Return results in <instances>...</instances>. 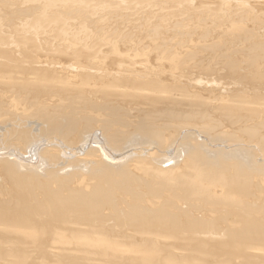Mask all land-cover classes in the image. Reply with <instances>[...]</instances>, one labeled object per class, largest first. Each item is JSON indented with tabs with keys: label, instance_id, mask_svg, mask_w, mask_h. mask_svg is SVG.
Segmentation results:
<instances>
[{
	"label": "bare ground",
	"instance_id": "obj_1",
	"mask_svg": "<svg viewBox=\"0 0 264 264\" xmlns=\"http://www.w3.org/2000/svg\"><path fill=\"white\" fill-rule=\"evenodd\" d=\"M203 1L229 5L240 2ZM255 1L261 3V0ZM181 2L177 4L181 5ZM8 3L1 2L0 5L7 8ZM19 3L15 6L20 7ZM239 5L243 6L239 7L240 10L250 7L242 2L237 7ZM35 6L34 10L32 6L25 7L29 13L28 10L22 12L33 17L38 11ZM72 9L75 10L72 7L70 11ZM54 10L49 11L55 13ZM178 10L176 14L182 9ZM76 11L70 13L73 18L83 14L81 10ZM243 11L244 15L248 13L247 8V12ZM16 12V17L13 14L15 24L10 20L7 25L13 24L11 30L19 24L16 20L21 15ZM59 12L56 14L61 15L62 11ZM68 13L64 18L70 16ZM244 15L240 16L241 19ZM23 18L20 22L25 20ZM78 20L84 21L82 18ZM152 32L155 34L157 30ZM167 41L161 42L163 47L159 44L161 49L166 44L172 46L169 39ZM172 41L171 44L176 42ZM217 42L208 44V49L213 51L219 46ZM194 43H191L193 47ZM202 43L201 40L199 44ZM198 45L196 49H199ZM253 48V62L264 61V46ZM16 49L0 51V264H23L25 259L34 256L54 259L55 264H264L263 255L256 259L247 251L256 250L254 254L264 252V166H251L246 160L252 155L234 156L233 152L226 151L230 148L214 153L205 151L200 141L189 137L184 139L180 161L174 159L172 165L165 167L163 165L171 159L154 148H164L181 130H191L216 143H221L222 137L229 140L224 144L260 141L254 146L259 153L258 148L264 144V113L262 104L258 103L259 96L250 98L242 89H231L233 84L226 82L212 89L200 80L186 78L188 75L185 74H180L186 78L185 83L179 76L171 75L167 81L170 86L156 81L139 86H134V81L130 80L121 84L117 81L131 78L123 76L121 71L115 75L116 69L123 66L114 59L106 62L91 59L90 63L110 67L108 70L99 68L102 72L99 70L96 77L93 70L84 76L70 73L79 67L70 61L75 58L86 62L96 55L92 50H79L69 55L60 53L63 56L59 57L66 59L67 64L49 58L58 57L52 53L23 51V47L18 53L29 52L31 55L19 59L20 53L17 56ZM171 50L170 55L177 57ZM212 54L216 57L215 51ZM224 55L217 59L225 64L235 63L234 58ZM182 57L179 59L187 63L195 59L192 54ZM105 58L102 55L96 59ZM127 71L136 73L133 69ZM5 126L8 129L2 128ZM29 127H33L38 136L29 133ZM224 127L227 129L220 132ZM240 136L242 140L238 139ZM134 138L141 148L134 155L135 159H129L124 157L127 153L122 154L123 146ZM41 141L48 144L42 151L39 148ZM91 144H96L97 148H91ZM57 145L75 146L73 149L81 159L75 160L72 167L63 166L58 170H47L42 166L34 170L21 160L31 158L33 154L34 160L38 152L41 151V157L46 149ZM57 151L58 154L49 150L53 163L58 155L64 156L61 148ZM11 157L14 160H10ZM157 244L170 246L163 249ZM171 244L179 247L173 250H181L184 255H181L183 252L173 255L170 250L169 254L167 249Z\"/></svg>",
	"mask_w": 264,
	"mask_h": 264
},
{
	"label": "rangeland",
	"instance_id": "obj_2",
	"mask_svg": "<svg viewBox=\"0 0 264 264\" xmlns=\"http://www.w3.org/2000/svg\"><path fill=\"white\" fill-rule=\"evenodd\" d=\"M11 1L13 2L10 3V0H5V1L0 0V3L2 2L3 4H5L4 2H6V4L7 2H9L8 3L9 7L7 6L8 9L5 6L6 4L0 5L1 7L0 9V16H1L0 17L1 18L0 19L1 20L0 21V33H1L0 34V51L1 49L2 50L5 49V51L10 50V49L14 50L16 49L15 47H17V49H19V50L16 49L17 56L20 53V55L18 56L19 59H22V57L24 59L25 56H29L31 54L29 52H23V53L19 52L18 53V51L21 50L20 47L21 48L23 47V51L27 50L30 52H38V53L41 52L42 54L52 53L53 55H56L58 57L48 56L49 58H52L53 60L62 61L63 63L68 64V62H66L67 61L66 59L59 57V56H63L60 53L69 55V54L77 53L79 50H83L84 52H90L92 50L93 54L96 53V55L91 56L88 59V61L80 62L78 59H75V58H73L74 61H70L71 63H76L79 65V67L75 68L74 71L69 70L70 73L75 74V75L84 76L86 74H91L94 71V74L96 75L94 74L92 75L96 77L97 72H99L101 68L108 70L110 67L108 66V64L104 66L103 64H99V63H90L91 59L92 61L94 60L97 62H106L109 59H114L117 62H120L121 65L123 66L120 69H116L115 75H119L120 74L119 72L121 71L123 72L122 74L123 76H126L132 79L131 80V79L124 78V79H120L119 81H117L118 83H121V84L129 83V80H130L132 82L134 81L133 82L135 83L134 86H139V85L147 84L148 82L156 81L155 83L157 84L170 86L167 83V81L169 80L168 78L171 77V75L179 76V79L182 83H185L186 78L192 79L193 81L197 79L196 82L200 80L202 83L209 85V87H211L212 89L214 87H217L218 85L222 86L223 83L226 82L229 84H233L230 87L231 89L233 88L236 90L242 89L244 91L243 94L250 98L254 96H259L260 99L258 100L260 101L258 103L262 104L261 110L264 113V92H263L264 89L262 91V88H264V61L255 63L252 60L253 57L255 56H251V53L253 52L252 49H254L253 46L254 47L256 45L264 46V0L263 1L261 0V3H258L255 0L253 1L252 0H242V1L239 0L240 1L239 3H235V4L232 3V5L230 3L231 6L227 3L225 4H227L228 6L227 5L224 6L225 5L224 3L216 4V3L205 2L203 0H197V2L196 0L195 1L194 0H187V1L184 0L183 2H181L182 0H180L179 2H177L178 0L177 1L174 0L176 1V3L175 2L172 3L171 1L173 0H171L170 1L171 3L170 2L167 3L168 2L167 1L166 2L167 4L164 3V1L166 0H164L163 3L161 0H156L157 2L155 3H154L155 0H121V1L111 0V3L109 4H108V2H110L109 0L108 1L99 0V3H98V0H90V1L88 0V2L85 0L84 1L82 0H60V1L59 0H41V1L40 0H21V2L20 0H11ZM14 1H17V3L20 2L18 4V6L20 7L15 6V4L17 3ZM257 1H260V0H257ZM40 2L41 4H39ZM96 2L98 4H96ZM180 2H181V5L177 4ZM241 2L242 4H245V3L250 4L251 10H250V7H247V6L244 8L245 11H246V8L248 10V13L247 14L245 13L246 15H244L243 13L244 9L243 10L239 9V7L243 8V6L241 7L239 5L237 7V5L240 4ZM196 3L198 4V6ZM254 4H260V6H257V5L254 6ZM33 5L37 6V7L35 6L36 7L35 9H37L38 11L40 10L38 14H37L38 11L37 12L33 11L35 13V14L33 13L35 16L33 15L32 17V14H28L29 15L28 17L26 12L25 13L22 12V10L27 11L28 9L26 8H28V6H32V9H33ZM38 5L39 7L41 6L40 7L41 9L38 7ZM194 5L196 7H194ZM221 5H223V7ZM234 5H235L234 9H232L231 11V8H233ZM64 6L67 7L66 10L63 9ZM157 6L159 7L157 8ZM70 7L71 8L74 7L75 10L73 11L72 9V11H70L71 10ZM79 7H81V9ZM225 7H228L227 8L228 10H226ZM5 8L7 9L6 13H5L6 11ZM136 8H139V9L137 10ZM140 8L142 9L140 10ZM223 8L225 9V11L230 10L229 13L222 11ZM178 9L179 10L182 9L181 10L182 13L179 12L178 14H176L177 13L176 11ZM49 10L50 11L52 10V12L54 10L55 13H52ZM76 10H81L83 12L82 15L84 16H82L81 14H78L79 16L77 15V17H75L74 15V18H73L72 14L70 15V13L78 12ZM252 10H255V11H252ZM10 11L12 12L11 17H10V13H11ZM16 11H19L18 15H21V16H17L19 21L16 20V24L17 23L19 24L15 25L11 30L10 27H12L13 24H15L13 20L17 15ZM59 11H62L61 15L63 12H64L63 14L67 15L66 12L68 13L70 11L68 13V15H70L69 16L70 18L68 16H66V18L68 17L69 19L64 18L65 15L64 17H62L63 15L61 16L59 14L60 13ZM116 11H118L119 14L116 13ZM184 11L185 13H183ZM27 12L29 13V10ZM56 12H59V13L56 14ZM84 12H86V15L84 14ZM111 12L114 14H111ZM237 12L239 13V15L237 14ZM30 13H32V11H30ZM144 13L145 14L148 13L146 14L147 16ZM166 13L168 14L166 16H163L165 17L163 18L162 15ZM169 13H171V15H169ZM13 14L15 15V17ZM241 14L244 15L243 19H241L240 17L242 16ZM24 15H26L27 17H24ZM124 15H130V16L132 15V16L126 17ZM149 15H150V18H149ZM197 15L199 16L197 17ZM136 16L138 17V21L136 20L137 19ZM5 17L7 19L8 18H11V19H8L9 20L8 21L5 19ZM20 17L22 18L24 17L23 19L25 20H23V22L22 21L20 22V20L22 19V18L20 19ZM135 17L136 19H134ZM28 18H29V21H28ZM75 18L77 20L82 18L84 19V21L82 22V20L81 21L78 20L79 22H77ZM142 18L144 21L142 20ZM245 18L251 21H248L247 19L246 21H244ZM3 19H5L6 21ZM2 20L4 21V23H2L3 22ZM10 20H12L13 24L10 25L9 27L7 25L9 24ZM223 20H224V23L222 22ZM238 20H241L243 24H241L240 21L238 23L237 22ZM236 23L238 25L240 24L239 25L240 27L235 25ZM3 24L5 25L3 26ZM227 25H229L230 27H228ZM242 25L244 28H241ZM245 25H247L246 28H245ZM50 26L51 27L53 26L54 28L53 27L51 28ZM71 26L74 29L70 28ZM157 26H158V29L160 27L159 31L158 29H156ZM247 27L248 28L250 27L249 30H245L247 29ZM72 29L73 31H71ZM75 29H78V30L75 31ZM242 29H244V31ZM24 30L28 34L25 33ZM48 30L52 32V33L50 32L51 35L50 33H48ZM154 30H157L155 34L154 32H152ZM183 33L186 35H184ZM187 35L189 38L186 37ZM79 37L81 39L83 37L82 40H84V42H82L81 39L79 41ZM187 38L189 39V43H188ZM168 39L170 41L169 45H172V46H168V44H166L164 45L165 47L161 49L160 46L163 45L161 44V42L167 43ZM172 39L173 41L177 42V45H175L176 42H174L175 44L174 43L171 44ZM66 40L69 43L65 42ZM186 40H187V43H186ZM191 40L192 41L194 40V41L192 42ZM201 40L204 46H202V44H199ZM63 41H64V44L65 43L67 44V45L65 44L66 46H64ZM194 42L200 45L199 46L197 44L199 46V49H196L197 45H195ZM215 42H217L216 44L219 43V46L215 47V49L213 50L216 53V57H215V54H212L213 51H210L208 49V46H209L208 44H211V43L215 44ZM39 43L43 44L44 46L42 47L41 44ZM86 43L87 44L89 43V45L87 46ZM191 43H194V47ZM60 44L62 46H60ZM159 44L161 45L159 46ZM180 44L181 46L183 44V46L177 47ZM188 44L190 46H188ZM41 47L44 49H42ZM171 47H174L172 48L173 52L175 51L174 54H176V56L178 55L181 58H184L182 57L183 55L184 56L185 55L188 56L189 54L194 55L195 56L194 61L192 63H187V62L180 60L178 56L175 57V56L170 55L169 52L171 50ZM175 47H177L179 50ZM47 48H49V50ZM165 48L170 49L169 52L165 51L166 50ZM100 50L101 51L103 50L102 53ZM162 50H164L167 53H165ZM183 50L186 51L185 52L186 54L185 53L182 54L184 52ZM190 50L191 51L193 50V52L191 53ZM224 54H226L230 59L234 58L232 60H234L235 63H233V65L225 64L217 59V57L223 58L225 56ZM102 55H105L106 58L100 59V60L96 59L97 57L99 58ZM252 55H255V53H252ZM250 59L252 60L251 63L249 62ZM116 61H113V63H116ZM68 67L74 68L72 66H68ZM131 69H133L134 72L136 73H131L127 71ZM65 71H68L67 67H65ZM90 71L92 72L90 73ZM100 71L102 72V70ZM180 74H185L188 76H186V78H183L180 76ZM214 80L215 82L218 81L217 83L219 84H216ZM219 80L220 81L222 80L223 82L221 83ZM123 101L125 103L128 102V100H123ZM262 121L264 122V115H262ZM23 127H26V125H23ZM2 128L8 129L7 126L2 127ZM226 129L227 128L224 127L223 129L220 130V132ZM27 130L31 134H35L37 136L39 134L38 132L35 133L36 130L33 127H29V129ZM189 137L195 139L196 141L197 140L200 141L202 143V148L205 151L214 153L215 151H222L223 148H230L229 150H226V151L233 152L234 156H240V157L245 156L246 157L248 155H252L253 157L246 160V161H249V164L251 166H259V167L264 166V148L262 149L264 144L258 148L260 150L259 153L254 150L255 149L254 146L258 145L260 141H250V143H241L237 141H232L231 144H224V143L229 142V140L225 137H222L223 138L222 142L216 143L208 136L203 137L199 134L194 133L191 130H181L177 132L172 137V139L168 142V144L165 145L164 148L159 149V148L154 147L156 150L161 151L162 153H164L165 156L171 159V161L167 162L163 166L168 167L172 165L174 159H177V160L179 159L180 161L179 157H182L183 155L181 151L184 150L183 148L184 139L189 138ZM238 139L242 140L241 136L238 137ZM135 141L136 139L134 138L130 142L128 140L125 142L123 146L124 151L122 154L124 155L125 153H127V155H124V157H129V159H135L134 155L138 153V150L141 148L139 145H136L137 142ZM47 145L48 144L46 142L41 141L39 143V148H42L41 149L42 151L44 149L43 147H47ZM90 147L97 148V145L91 144ZM56 148L50 147L49 149H46L41 157H40L41 151L38 152V154H36L37 157H34V160H32V156H34V154L31 155V158L30 157H25V158L19 157V158H21L22 161H24L26 164H28L29 167H31L34 170H35V167H40V166H42L44 169H47V170H50V169L58 170L59 168L63 166H68V165L72 167L73 162L75 160L81 159L79 158L80 154L77 152V150L73 149V148H76L75 146H70V145L62 146L61 145L60 147L59 145H57ZM58 148L59 149L61 148L64 151V156L60 157L58 155L56 163H53L51 162V157L49 156V150H54L58 154V151H57ZM35 149L36 148H33L32 150H35ZM142 149H146V148L143 147ZM152 153H155V151ZM9 159L14 160V158L12 157ZM26 160H30V162ZM55 165L57 166L51 168V166H55ZM67 171H70V170L68 169ZM173 245L174 244H171L170 249H167L168 253L171 251V254L175 255V253L177 252H180V253L183 252V251L181 252L180 249H179L180 251H177L174 249L175 250L174 252L173 248H177V247L176 245H174L175 247ZM157 246H159V248L163 247V249H165L166 246L169 247L170 245L168 246L167 244H165V247H164V245L162 244H157ZM247 251H250L248 255L252 256L253 258L257 257L256 259H258L259 255L264 256L263 254L264 252L262 250H258L260 252L262 251V253L260 254L257 251L259 254L255 253L257 254L256 256L254 254L256 250L253 251V249H248ZM180 253L177 255H180ZM181 255H184V252ZM263 256L261 257L264 258ZM65 259H70V258H65ZM51 263L55 264L54 259L34 256L31 258L25 259L23 264H51ZM258 264L260 263L258 262Z\"/></svg>",
	"mask_w": 264,
	"mask_h": 264
}]
</instances>
